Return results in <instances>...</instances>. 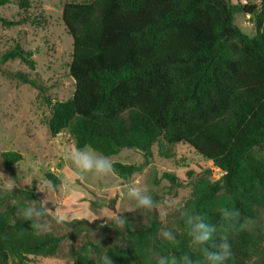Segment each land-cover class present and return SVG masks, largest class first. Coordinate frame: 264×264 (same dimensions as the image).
<instances>
[{"label": "trees", "instance_id": "1", "mask_svg": "<svg viewBox=\"0 0 264 264\" xmlns=\"http://www.w3.org/2000/svg\"><path fill=\"white\" fill-rule=\"evenodd\" d=\"M12 2L0 0V7ZM16 5L25 12L32 8L30 0H16ZM240 12L254 16L253 37L235 25ZM62 20L73 40L69 73L75 91L68 101L51 104L50 134L68 131L75 146H90L104 157L125 148L140 151V164H113L123 180L151 164L156 146L170 158L163 154L165 148L189 145L223 175L214 182L195 181L184 210L204 215L218 232L219 209L225 206L255 223L264 213V4L259 10L229 0L70 1L64 4ZM0 23L11 29L36 20L0 17ZM33 55L16 42L0 53V65L19 60L34 71ZM4 74L42 89L25 72ZM0 158L17 182L14 165L22 155L9 151ZM45 179L55 188L61 184L50 172ZM163 179L172 189L183 187L173 173ZM34 200H40L35 186H17L0 195V264L55 257L66 239L73 264H102L105 255L113 264H156L161 255L185 253L194 261L202 259L198 249L190 248L182 216L172 242L160 237L155 218L142 228L128 216V227H106L108 242L91 238L99 228L86 220L64 224V235L37 237L20 214ZM83 236L84 245L76 247L74 242ZM229 242L233 258L227 264H251L260 243L252 227L230 234ZM257 264H264V249Z\"/></svg>", "mask_w": 264, "mask_h": 264}, {"label": "rangeland", "instance_id": "2", "mask_svg": "<svg viewBox=\"0 0 264 264\" xmlns=\"http://www.w3.org/2000/svg\"><path fill=\"white\" fill-rule=\"evenodd\" d=\"M12 1L11 4L0 7V17L17 21L29 16L36 20V24L11 29L4 28L0 23V53L20 42L25 50L34 54L35 61L34 71H30L19 60L0 65V155L9 151L22 155V161L14 165L17 186H35L39 199H43L45 194L37 191V185L43 186L47 181L46 172L53 174L61 184L54 192L49 193V198L68 211L73 217L71 221L91 222L92 217L100 218L92 221L99 228L96 234L91 235L97 241H111L106 234V227L117 224L115 217L122 215L136 219V223L142 228L155 218L160 226V237H163L162 232L165 230L175 236L180 228L178 222L181 213L191 198L193 183L214 182L222 177L223 172L189 145L178 144L163 150V154L171 155L170 158L160 155V148L156 146L151 164L132 179L123 180L115 173L102 178L93 174H87L83 180L77 178L74 166L64 158L65 150L75 145L71 135L64 131L53 137L47 121L51 116V104L68 101L75 91V83L69 73L73 40L62 20L63 7L66 2L87 0H30L32 8L28 12L20 10L16 0ZM229 2L234 6H253L259 10L264 4V0ZM234 23L246 35L253 37L256 34L254 16L236 13ZM6 70L27 73L38 81L42 89L7 78L4 74ZM107 158L113 164H140L143 154L125 148L119 154ZM0 172L6 178H11L5 171L1 158ZM165 173L175 174L183 187L172 189L170 183L163 179ZM133 181H139L142 186L147 187L154 199L175 200L178 205L169 208L164 218L156 210L136 209L133 201L121 195L123 186ZM3 182L4 178L0 177V185ZM47 206L55 210L53 202L50 201ZM107 217L113 219L109 220ZM45 219L51 224L49 232L56 235L67 232L64 224H56L51 217ZM101 224L104 227H99ZM252 230L260 242L251 261V264H257L264 249V213L255 221ZM85 241L83 236L74 245L80 248ZM70 246L71 242L66 239L55 257L32 258L26 264H73L69 257Z\"/></svg>", "mask_w": 264, "mask_h": 264}, {"label": "clouds", "instance_id": "3", "mask_svg": "<svg viewBox=\"0 0 264 264\" xmlns=\"http://www.w3.org/2000/svg\"><path fill=\"white\" fill-rule=\"evenodd\" d=\"M100 115V113H94ZM64 158L69 160L74 166L77 178L83 180L87 174L97 177H107L115 172L112 161L102 155H98L90 146L83 148L74 144L69 146L64 153ZM0 177L4 182L0 185V195H8L17 188L14 179L6 178L0 172ZM37 191L44 193V198L30 202L21 209L23 221H30L33 234L37 237L46 235L51 230V224L46 217H51L58 225L70 223L73 217L66 209L57 205L56 201L49 198V193L55 191L52 181H46L43 186L37 185ZM121 195L135 203L136 209L148 211L156 210L162 218L167 216L169 208L176 207L178 202L175 200L159 201L154 199L147 187L141 185L139 181H133L123 186ZM55 204V210L49 208V202ZM221 230L218 232L217 226L207 221L202 214L196 213L193 209H185L181 216L187 229V236L190 238V248L198 249L202 259L194 261L192 256L185 253L179 257L172 255H161L156 264H227L233 258L232 245L229 242L230 234H238L241 231L250 230L254 225V220L248 217L241 219L238 209L232 207H221L219 209ZM112 220V217H107ZM100 219L92 217L91 222ZM119 228L128 227L130 224L126 217H115ZM99 227H104L101 224ZM163 237L172 242L175 236L170 231H163ZM219 237L217 241L216 237ZM102 264H113L110 256L102 257Z\"/></svg>", "mask_w": 264, "mask_h": 264}]
</instances>
